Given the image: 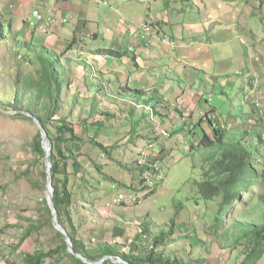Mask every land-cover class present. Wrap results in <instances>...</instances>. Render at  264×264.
<instances>
[{"label": "rangeland", "instance_id": "obj_1", "mask_svg": "<svg viewBox=\"0 0 264 264\" xmlns=\"http://www.w3.org/2000/svg\"><path fill=\"white\" fill-rule=\"evenodd\" d=\"M87 1L81 0L80 3H88ZM143 1L136 0L134 5L126 11V14H132L123 17V19L131 20L132 16H136L135 14L141 15L140 17L143 18L141 22L138 20L139 17L131 20L135 25L141 24L140 34L139 31L133 32V35L129 34L124 41L131 43L140 39L141 26L143 27L147 19L155 23L152 16H145L146 7H150L151 4L147 1L143 3ZM216 1L218 4L224 1L228 12H236L230 16H221V22L231 23L223 26L220 33L227 36L238 30L241 33V42L249 47L247 59L241 60L243 73L239 72L240 77L236 78L237 82L233 86L234 99L226 96L220 99L221 78L217 79L218 89L214 90L212 81L208 88L205 87L206 85H201L206 84L203 75H193L189 80L191 84L195 77L199 79L201 76L196 83L198 89H195V86L190 87L187 84L188 80L182 78L181 74L184 71L178 73L176 68V72H173L175 75H171L170 68L173 69L176 66L169 51L173 54L174 50L162 41L140 39L148 49H154L157 44L163 46L162 51L167 54V59L163 60V56L159 58L161 54L159 52L149 53L150 50H148L146 55L150 60V68H135V65H129V61L127 64H122L121 58L110 56L109 51L101 52V50H112L110 40L115 39L112 34H115L119 23L115 24L110 20L112 26L108 19L101 22L100 19L93 18L94 21H98L96 25L102 24L101 27L93 26L95 29L93 31L90 26L73 25L76 22L75 19L68 22L69 27L64 29L63 15L60 12L62 10L59 9L58 12L57 9L61 5L57 6L53 0H0L1 264H25L24 255L37 252L47 254L55 248H60L62 240L65 241L58 233L60 231L53 219L50 223L45 221L48 216L43 199H46L47 191L43 188L44 179L40 174L42 164L32 165L37 159L32 149L33 138L40 129L38 124L26 117L28 116L27 107L32 103L34 105H31L30 110L37 109L39 113L46 114L47 117L52 109L57 107L58 102L54 105L48 94V88H52L53 81L40 73L48 60L55 62V69H58L59 75L56 93L59 103L56 112L49 118L48 127L55 131L58 119L65 118L74 124L76 132L81 136L82 142L78 144L75 151L78 152L76 154L81 163V169L77 176L73 172L70 175L74 191V206L71 207V212L74 224L78 227L79 236L87 246L96 252L102 245L112 244L114 248L128 252V242L140 226L150 229L151 232H147L149 237L143 236L138 241L139 248L143 250L149 247L155 252L161 251L165 253L167 259L178 256L184 264H238L244 259V254L240 255L237 249L230 254L228 252L237 236L236 230L242 229L237 228V224L247 228L252 224L264 223V178L259 180L261 185L260 188H255L253 199L245 204L234 201L237 207L234 213H228L225 208L222 220L218 221L215 216L220 199L216 198L212 201L204 199L195 184L196 181L201 180L202 173L208 169L209 159H205L202 146H198V149L193 152L189 150L192 140L190 135L186 138L181 130L178 131L177 136L172 132L183 124V117L177 113L175 107L188 108L192 106L190 103L193 101L198 102L205 90L215 91L218 95L211 97L210 104L212 103L220 113H223L225 120L230 121L228 116L230 110L232 116L236 118L232 127L229 126L228 135L239 139L253 150V160H258L260 170H264V142H260L258 136L264 127V61L258 58L261 49L264 48V0H240V3H236V0ZM256 2L257 6L253 11L252 8ZM156 5L159 7L157 11L161 13L160 6ZM108 8L103 7L110 11ZM35 10L40 12L39 21H36ZM240 10L239 16L242 17L237 18ZM114 15L116 16L117 13L111 12V17ZM87 16L92 15L89 13ZM207 19L212 20L209 26L216 23L214 16H208ZM159 20L156 19V22L159 23ZM187 20L193 21L189 18ZM167 21L170 22V19ZM177 23L180 26L186 24L182 19L177 20ZM216 25L221 27L220 22ZM165 29L168 28L165 27ZM157 30L160 33V29L157 28ZM155 32L157 31L149 30L146 34L153 33L149 36H154ZM167 32L169 33L170 30ZM76 36L77 39L74 41ZM163 36L169 38L168 35ZM136 37L137 39L134 40ZM97 38H104V42L92 43V39ZM232 46L234 48L235 45L230 43L223 51L233 50ZM236 51L239 53L238 49ZM262 51L264 57V49ZM40 56L46 59L42 60ZM157 58L159 59L154 61ZM146 64L147 62L144 65ZM194 65L192 60H188L185 64L188 69ZM246 69L249 71L247 77ZM163 71L166 73L164 81L168 80L165 82L169 83L167 86L169 100L160 102L157 98L155 99L156 109L160 112L158 115L153 105L140 102L139 99L133 98L131 93L135 88H141L140 83L143 81L160 79V72ZM131 73L134 76L130 75ZM122 74L124 77L119 78ZM249 76L253 77L258 91V97L253 106L252 101L244 98L240 101L238 94L240 90H243L242 85L245 80L248 81ZM135 77L137 81L141 77V81L136 83ZM119 79L122 81L121 84ZM182 79L184 88L179 89L181 94L178 100L179 96L173 95V81L178 82ZM27 80L32 85L25 87ZM145 85L149 86L148 83ZM231 87L232 85H228L225 88L229 90ZM160 90L163 88L144 91L142 98L159 96L163 93ZM168 105L170 111L166 108ZM15 106L20 109H16ZM130 112H133V115ZM145 112H150L154 129L139 128L132 133L133 121ZM165 112H169L170 118L164 116ZM17 114L21 116H13ZM200 114L204 115L203 111ZM110 115H113L112 120ZM196 118L197 116L194 119L189 117L192 120V128L195 127L194 120H199ZM163 120H166V123ZM145 121L146 119L143 122L146 123ZM97 122H103L107 127L96 125ZM143 122L140 124L141 127L145 125ZM186 128H190V125L186 124ZM196 129L198 137L202 136L201 127ZM207 130L210 132L208 124ZM198 137L195 140L196 144L200 141ZM261 137L264 140V135ZM92 138L101 142L106 149L103 150L100 146L92 144ZM66 145L67 148H74L72 141ZM256 146H259L260 152L255 149ZM153 158L160 159L163 174V179L157 185V191L145 197L140 204L129 203L126 206L108 209L106 202L114 193L119 190L137 191L130 185L138 178L139 170L144 169L145 164L148 165ZM71 170L73 169L70 168L69 171ZM127 186L130 187L127 188ZM236 216H238L237 219ZM173 222L176 228L167 243H164V246L154 244V238H158L161 232H169ZM236 222L238 223L234 225ZM194 227L197 230H194ZM116 228L122 231L116 233ZM227 229H229L231 241L220 242L218 233L222 234ZM215 231L217 236L213 235ZM198 237L205 243L193 244L192 241ZM145 238L147 240H144ZM71 254L67 245V253L63 254L60 251L53 254V257L46 258L43 264H76ZM101 259L99 257L96 261ZM109 259L113 264H117L114 261L116 258Z\"/></svg>", "mask_w": 264, "mask_h": 264}, {"label": "trees", "instance_id": "obj_2", "mask_svg": "<svg viewBox=\"0 0 264 264\" xmlns=\"http://www.w3.org/2000/svg\"><path fill=\"white\" fill-rule=\"evenodd\" d=\"M169 38L175 40L174 36H169ZM76 39L77 37L74 38V41H76ZM175 48H173L174 51ZM101 51L104 53L109 51L111 55H117V53H120L109 49ZM40 58L42 60L46 59V57L43 56H40ZM46 63L47 64L43 65L40 73L45 78H50L53 81L52 88H48V94L51 96L53 104L56 105L57 102L59 103V98L57 99L56 97L57 83L59 81L58 69H55L56 64L54 61L50 62L48 60ZM31 85L32 83L27 80L25 87ZM144 93L145 92L142 90H135L133 92V97L137 99H143L145 103L153 105L156 109L157 104L154 103L156 98H153L151 96L142 98ZM242 97L245 100H248L245 94H243ZM209 98L210 97H202L198 101L200 108H202L201 110L200 108H194L195 106H193L192 108H185L184 110L181 107H175L177 113H180L181 117H183V124L176 127L172 132H174L175 136H177L179 134L178 131L181 130L186 138L188 137V135H190L192 137V140L189 146V150L192 152L195 149H198V146H202L203 151L205 152V159L208 158L210 163L208 169L202 173L201 180L196 181L195 184L199 188V193L204 199L208 201L215 200L216 198L220 199L218 202V210L216 212L215 218L218 221H221L225 212V208L228 213H234V210L237 208L234 204V201H238V203L243 202L245 204L246 202L253 199V192L255 188H260L261 185L259 183V180L261 178H264V170H260L258 160H253V150L245 146L239 139L228 135L229 126L232 127L233 122H236V118L232 116L231 111H229L228 113V116H230V121L225 120L223 113H220L212 103V105L210 104L211 101H209ZM157 100L163 102L161 98ZM31 105L33 106L34 104L32 103ZM31 105L27 107V112L32 113L39 120L40 124L45 128L48 135V144L51 147L48 160L51 163V180L54 188L53 203L57 209V219L58 222L66 228L75 251L92 261L98 260L99 257L103 258L105 256H120L129 264H184L178 258V256L167 259L165 253H162L161 251L155 252L153 248L146 247L141 250L138 243V241L141 239V235L138 230H136V234L128 242V252H124L117 247L114 248V245L112 244L102 245L98 248L99 251L96 252L87 246V244L79 236V231L77 229L78 227H76L74 224L71 212V207L74 206V191L70 182V175L71 172H73L77 176L81 169V163L79 162L78 156L76 154L78 152H75L77 151L78 144L82 142L81 136L76 132L74 124L65 118L58 119V124L56 125L55 131L51 130L48 127L49 118L52 117L53 113L56 112L57 107L55 109H52L51 113L49 112L50 115L47 117L46 114L44 115L39 113L37 109L30 110ZM253 105L254 104H252V106ZM15 108L20 109L16 106ZM166 108L168 111H170L169 105L166 106ZM202 111L204 115L200 114ZM158 112L159 111L156 109L155 113L159 115L160 112ZM102 113L105 114V112ZM130 113L131 115H133V112ZM168 113L169 112L164 113V116L166 118H170ZM108 114L110 113L108 112ZM13 116L21 115L17 114ZM196 116V119L199 118V120H195V127L192 128V120H190L189 117L191 119H194ZM26 117H28L31 122L35 123L32 117ZM109 117L111 118L113 117V115H110ZM144 119H146L145 122L147 124L143 122ZM163 121L164 123H166V120ZM141 122L145 124L142 127L140 126ZM186 124H189L190 128H186ZM207 124L210 132H208L207 130ZM96 125L107 127L103 122H97ZM197 127H201L203 131V135L200 137H198L197 134ZM139 128L154 129V125L151 124L150 112H145L141 117L133 121L131 132H136ZM98 129L100 130V127H98ZM263 133L264 127L261 129V132L258 133L260 142H264L261 137ZM197 137L200 139L198 144L195 143ZM71 141L73 142L74 146V148L72 149L67 148L68 146L66 145ZM91 143L100 146L103 150L106 149V147L101 142L97 141L94 138L91 139ZM32 149L35 156L37 157V159H35L36 163L34 162L32 165L39 163L42 164V170L40 171V174L44 179L45 185L43 188L46 189L47 178L44 164L46 153L42 146V136L40 131H38L36 137L33 138ZM255 149L260 152L259 146H256ZM162 154L164 155L163 150ZM153 159L155 162L160 164V159ZM70 168H72L73 170L69 171ZM139 181L140 175L130 186L137 189ZM159 182L156 183L153 189L148 190L144 194V197L147 198L154 194L158 189L157 185ZM130 186H127V188ZM120 191L123 190H119L117 193H114V195L119 194ZM125 193L129 194L131 193V191L125 190ZM43 204L46 207V213L48 216L46 217L45 221L50 223L52 215L46 199H43ZM237 217L238 216H236V219ZM237 223L238 222H236L234 225H236ZM236 227L242 229H235L237 231V236L233 240L229 249L230 251L228 253L230 254V252H233L235 249H237L240 255L244 254V259L238 264H264V223L254 225L252 224L247 228L243 227V225L237 224ZM175 228V222H173L169 232H162L161 235L158 236V238H154V244H160L164 246V243H167L169 237L174 234ZM193 229L197 230L196 227H194ZM229 229H227L222 234L218 233V240L220 242L231 241ZM115 230L116 233L122 231L118 228H116ZM58 233L61 237L64 238V235L61 232ZM216 234L217 232L215 231L213 235L217 236ZM195 237H197V235ZM218 240L216 239L217 242H219ZM192 243L197 245L200 243L203 244L205 243V241L202 238L198 237L194 239ZM59 247L60 248H55L49 251L47 254L43 252L26 254L24 255L25 264H43L45 263L44 260L48 257L52 258L53 254L59 253L60 251L64 254L67 253V245L65 241L63 242L62 240V244L59 245ZM223 247L225 248L226 246ZM70 256L72 259H74V262L76 264H87L75 258L73 254H71ZM102 264H113V262L110 259H106Z\"/></svg>", "mask_w": 264, "mask_h": 264}, {"label": "crops", "instance_id": "obj_3", "mask_svg": "<svg viewBox=\"0 0 264 264\" xmlns=\"http://www.w3.org/2000/svg\"><path fill=\"white\" fill-rule=\"evenodd\" d=\"M53 1L57 6L61 5V7L59 8L57 7L58 12H59V9L62 10L60 11L61 15H63L62 17H68L69 18L68 22L76 19V22L73 25L82 24L84 25V27L90 26L93 29V31H95L93 26L101 27L102 24L96 25L95 23L98 21H94L93 18H98L100 19L101 22L104 21V19H108L107 20L108 22H110L111 20V21H114L115 24L119 23L118 26L114 24L117 27V29H116L115 34H112V36L115 39L110 40V45L112 47V50H114L115 52H120V53H117V55L110 54V56H114V57L117 56L121 58L122 64L123 63L127 64V62L129 61L130 62L129 65L131 66L135 65L136 66L135 68H140V67L150 68L149 66L150 60H148V56L146 55L148 50H150L149 53H152L153 51L157 53L159 52V54L160 53L162 54L158 56L159 58L163 56L162 57L163 60L167 59L166 58L167 54L162 51L164 49L163 46H160L159 44H157L154 49L153 48L148 49L141 42L142 40L141 38H140L141 40L140 39L136 40L137 39L136 37L134 39L136 40V42H133L131 40L132 41L131 43L124 41V39L127 38L129 34L130 36H132L133 32L137 31L138 33L140 29L139 27L141 24L135 25L132 23L131 20L137 19L139 17L138 20L139 22H141L143 19L140 17L141 15H138V14H135L136 16H132L131 20H128L126 18L123 19V17H126L127 15L132 14V13L126 14V11L131 6L134 5L133 3L136 0H112V7L107 6L109 7L108 9L111 12L117 13L116 16L114 15L112 17H111L110 11L103 9L105 5L97 4L94 2L89 3V1L87 0H83V1H87L88 3H83V2L80 3L81 0H53ZM146 1L149 4H151V6L150 7L145 6L146 7L145 16L146 17L152 16L155 19V22H156V19L158 20L160 19L159 23L156 22L160 29V33L162 35L174 36L175 40L177 41V46H176L174 53L171 54L169 51V55H172L170 57L171 59L173 58L172 61L174 63V66H176L173 69L170 68L169 70L170 74L174 76L175 74L173 72H176L175 70L177 68L178 73L180 72L182 73V71H184V73L181 74L182 78L188 81L191 79L193 75L197 76V74L198 75L201 74L203 75V79H205L206 81V84L202 83L201 85H206L205 87L209 88L210 81H212L214 90L218 89V87L216 86V84H219L217 79L221 78L222 87H221V92L219 93L221 95L220 99L222 100L225 96L228 97L229 99L230 98L234 99L233 94H232L233 86L237 82L236 78L240 77L238 72H241V74L243 73V71L241 70V60L242 58L247 59V51L249 50V47L247 45H244L241 42V33L238 30H236L234 33H230V35H227V36L224 33L221 34L220 30L222 29V27L226 26L227 24H230L231 22H221L220 20H221V16H224V15L230 16L232 13H236V12H228V9L226 8V4L224 3V1H221V3L218 4L216 0H201V1L200 0H169V1L144 0L143 3H145ZM178 2H180V4H178ZM236 3H240V0H236ZM156 4L160 6L162 10L161 13L160 11H157L159 7H157ZM255 4L256 5L253 6V11L257 6V2ZM178 5L180 6L178 7ZM201 6H203V8ZM89 13L92 16H87ZM72 14L76 16H73ZM104 14L110 17L102 16ZM239 15H241V10L239 11L237 18L242 17ZM251 15L252 14H250V16ZM175 16H178V17H175ZM208 16H214V21L216 23L220 22L221 27L216 25V23H214V25L211 24V26H209V23L212 20H208L207 19ZM188 18L192 19L193 21H188L187 20ZM168 19H170V22L167 21ZM179 19H182L184 22H186V24L183 26H180L177 23V20ZM110 24L113 26L111 22ZM232 24H235V23H232ZM66 27H69V25L67 23H64L63 28L65 29ZM165 27H167L168 29H165ZM169 30L170 32L168 33L167 31ZM139 34H140V31H139ZM93 38L95 37L93 36ZM122 40H123V45H122ZM98 41L104 42V38H101V39L97 38L96 40L92 39V43L94 44L97 43ZM230 43L235 45L234 48L232 46L233 50L224 52L223 49L225 48V46L227 47ZM254 45L259 46L257 44H254ZM213 48H215L214 51H211V49ZM237 49L239 53L236 51ZM263 49L264 48L261 49V54L258 55V58L264 61V57L262 56ZM131 56H134V57H131ZM159 58L154 59V61L158 60ZM188 60H192L195 64L191 69H188L185 66ZM136 61L138 62L139 65L137 64ZM145 62H147L146 65H144ZM180 63H182L183 67ZM177 66L179 67V71H178ZM195 71L197 73H195ZM204 71L206 73H204ZM247 72L249 71L246 69V74H245L246 77H247ZM160 74H161V78H160L161 80L160 79L155 80L156 82L154 80H151V81L149 80L147 82L143 81L140 83V86L142 87L135 88V90L140 89L142 91L147 92V91H153L155 89H159L161 87L163 88V90H160V92H163L162 93L163 96L162 94H159V96L161 95L160 97L159 96H151V97L157 98V99L161 98L163 102L168 101L169 91L167 90V86L169 85V83L165 82L168 80L164 81L166 77V73L163 71V72H160ZM130 75L134 76L133 73H131ZM153 75H154V78H156V75L154 73ZM123 77H124V74H122V76H120L119 78H123ZM136 78L137 77H135V79ZM200 78L201 76H199V79ZM169 79H173V78H169ZM183 79L182 81H178V82L172 80L174 83L173 88H172L173 95H178L179 96L178 100L180 99V94H181L180 90H183L184 88L182 87L184 83ZM199 79L195 77L194 78L195 81L193 80L192 84L190 81L187 84L190 85V87L195 86V89H198L196 83L199 81ZM138 80L139 81H137L136 79V83L141 81V77H139ZM119 81H120L119 84H121L122 81L120 79ZM145 83H148L149 86L146 87ZM228 85L229 86L232 85V87L229 90H226L225 87H227ZM246 85H247V81L245 80V82L243 83V86H246ZM192 89L195 90L194 88ZM132 94L133 92L131 93V95ZM214 95L217 96L218 93H215V91L208 92V90H205L203 93V96L199 97V100L202 97L211 98ZM210 98H209V101L211 100ZM139 100L140 102L145 103L143 99H139ZM190 104L192 105L190 106L191 108L193 106H195L194 108H197V109L200 108L199 102L193 101ZM180 107L183 110L186 108L183 106H180ZM201 109L202 108H200V110ZM127 175L128 174H126V176ZM129 182H130V177H129ZM146 230L151 232L150 229L148 230L146 228Z\"/></svg>", "mask_w": 264, "mask_h": 264}, {"label": "built area", "instance_id": "obj_4", "mask_svg": "<svg viewBox=\"0 0 264 264\" xmlns=\"http://www.w3.org/2000/svg\"><path fill=\"white\" fill-rule=\"evenodd\" d=\"M91 2L110 6L112 7V0H89ZM34 15L36 17V21L41 19L40 12L35 10ZM69 21L68 17H63L62 23H67ZM143 25V24H142ZM158 26L150 19H147L144 22L143 27L141 26V39L142 41H147L148 39L156 40V41H162L163 43L168 44L170 47L175 48L177 46V42L173 39H169L163 35H161L158 30ZM159 29V28H158ZM157 31L155 32L154 36H149L153 33H148V31ZM143 37V38H142ZM158 38V39H157ZM147 161V159H146ZM146 167L144 169H140V181L137 188V191L131 192V193H125V191H120L119 194H115L114 196L110 197L108 201L106 202V206L108 209H111L115 206H121V205H127L129 203H136L140 204L144 199V194L148 191L154 188L157 182H159L163 178V174L161 173L162 168L161 165L152 159L148 165L145 164ZM140 233H143L142 230H140ZM144 237L146 235H143Z\"/></svg>", "mask_w": 264, "mask_h": 264}, {"label": "water", "instance_id": "obj_5", "mask_svg": "<svg viewBox=\"0 0 264 264\" xmlns=\"http://www.w3.org/2000/svg\"><path fill=\"white\" fill-rule=\"evenodd\" d=\"M27 114H28V116H30V117L33 118V120H34V122L36 124H38L39 129H40V132H41V136H42V146H43V148L45 150V153H46V156H45V166H46V176H47L46 177L47 178V182H46L47 196H46V199L48 200L47 203H48L49 207L52 209L51 212H52L53 222H54V224H56L57 229L64 235L65 242L67 243L70 252L72 254H74L77 258H79L81 261H83V262H85L87 264H102V262L104 260L109 259V258L112 259L111 256H105L100 261H90L87 258L83 257L82 254L77 253L75 251V249H74V247L72 245V242L70 241V238L68 236V232H67L66 228L62 224H60L58 222V219H57V209H56V207L54 206V203H53V191H54V188H53L52 180H51V163L48 160V156L50 154L51 147L50 146H47L48 145V135H47V132H46L45 128L40 124L39 120L32 113H29L28 112ZM114 261L116 263H120V264H129L127 261L122 260L120 258H117Z\"/></svg>", "mask_w": 264, "mask_h": 264}, {"label": "clouds", "instance_id": "obj_6", "mask_svg": "<svg viewBox=\"0 0 264 264\" xmlns=\"http://www.w3.org/2000/svg\"><path fill=\"white\" fill-rule=\"evenodd\" d=\"M155 24L157 25V23L155 22ZM159 28V27H158ZM239 73V72H238ZM242 91L240 90L239 91V95H240V101L242 100V96H243V94H245L246 95V97L248 98V100L247 101H252V104H254V102L256 101V99H257V97H258V91H257V88L255 87V84H254V81H253V77H250L249 76V78H248V81H247V85L246 86H243L242 85ZM250 97H251V99H250ZM231 111V110H230ZM206 117V116H205ZM263 135H264V133H263ZM140 172H141V170H139V175H140ZM163 179V178H162ZM144 199H145V197H144ZM143 199V200H144ZM142 203V202H141ZM121 206H126V205H121ZM116 207V206H115ZM172 225V224H171ZM170 228H171V226H170ZM137 230L139 231V233H140V230H142L143 231V233H140V235H141V238H143V235H146L147 237H149L148 236V231L146 230V228H142V227H140V226H138L137 227ZM162 233V232H161ZM65 239V238H64ZM144 240H147V238H145ZM74 255V254H73ZM75 256V255H74ZM111 257H113V258H120V259H122L120 256H111ZM112 258V259H113ZM123 260V259H122ZM105 261V260H104ZM103 261V262H104ZM102 262V263H103ZM116 263V262H115ZM118 264V263H117Z\"/></svg>", "mask_w": 264, "mask_h": 264}, {"label": "bare ground", "instance_id": "obj_7", "mask_svg": "<svg viewBox=\"0 0 264 264\" xmlns=\"http://www.w3.org/2000/svg\"><path fill=\"white\" fill-rule=\"evenodd\" d=\"M245 2V1H244ZM247 3V2H246ZM253 9V8H252ZM41 133V132H40ZM48 146V145H47ZM49 151V150H48Z\"/></svg>", "mask_w": 264, "mask_h": 264}]
</instances>
